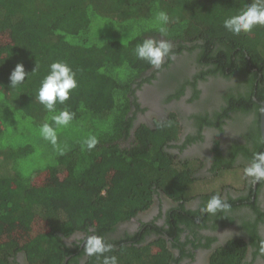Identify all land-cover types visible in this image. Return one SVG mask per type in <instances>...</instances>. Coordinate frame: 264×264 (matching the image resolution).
<instances>
[{"label":"trees","instance_id":"obj_1","mask_svg":"<svg viewBox=\"0 0 264 264\" xmlns=\"http://www.w3.org/2000/svg\"><path fill=\"white\" fill-rule=\"evenodd\" d=\"M229 1L0 0V264H18L15 257L20 252L28 264H64L67 257L66 264L75 263L78 254L84 253L83 247L81 243L69 246L66 237L82 231L85 237L97 234L106 239L118 222L147 209L157 190L177 205L168 210L164 227L155 232L177 239L187 228L188 235L198 238L197 228L205 227L210 216L200 210L219 191L212 189L204 194L197 190L202 195L197 208L184 206L196 193L189 187L197 166L189 167V161H181L169 152V141L180 129L175 113L154 119L152 125L141 123L134 129L132 141L120 146L129 138L137 112L143 110L136 100L135 88L150 82L153 75L146 74L152 66L137 59L134 49L148 36L162 37L157 23L144 27L141 34L133 35L137 37L126 43L117 39L91 42L90 27L98 17L119 23L131 20L129 25L142 19L156 22L155 14L166 11L170 22L168 34L162 38L172 42L174 54L186 51L187 59L192 58L201 68L191 78H177L178 86L166 100L179 97L186 85L193 90L188 101L193 100L199 94L197 81L206 76L227 80L235 77L236 85L242 89L226 88L227 92L222 93L226 105L220 112L214 118L198 115L195 119L199 129L204 125L221 128L231 113L253 114L245 135L251 146L233 144L229 152L232 157L227 159L216 148L213 169L217 170L223 165L230 167L237 155L251 161L254 152L264 151V145L257 143L261 135L259 107L264 99V27L257 26L239 36L228 32L223 27L224 18L251 3L232 0L236 5L230 8ZM256 34L262 37L254 41ZM68 35L80 36V42H72ZM54 60L68 62L77 70L78 80L69 100L63 105L58 103L57 108L67 107L74 112L72 122L91 123L98 129L107 124L111 129L98 130L95 136L99 143L90 151L81 147L86 137L74 141L62 155H56L54 164L41 170L45 182L33 184V175L23 177L13 164L29 154L32 146L7 147L2 138L15 118L18 123L29 117L36 126L48 119L50 113L36 99V91ZM171 61L166 58L163 66ZM17 63H22L30 74L23 85L11 89L9 76ZM36 65L38 70L32 74ZM120 72H129L126 81L121 80ZM119 94L123 103H119ZM198 131L195 137L200 138ZM243 199L249 198L242 196L227 202L232 209ZM218 213L224 220H231L227 213ZM127 238L106 239L115 248L104 255L117 256L119 264H169L172 259L177 262L163 237L145 244L140 243L142 237ZM189 242L187 237L179 243L182 255L183 244ZM246 250L244 240H228L211 253L209 263L243 264ZM187 251L192 255L189 248ZM102 260L103 257L87 256L83 264H102Z\"/></svg>","mask_w":264,"mask_h":264},{"label":"flooded vegetation","instance_id":"obj_2","mask_svg":"<svg viewBox=\"0 0 264 264\" xmlns=\"http://www.w3.org/2000/svg\"><path fill=\"white\" fill-rule=\"evenodd\" d=\"M187 56L186 51H182L180 54L175 53V59L166 67L162 66L159 71L153 67L149 68L150 70L146 74L151 76V73H153L150 82L142 83L139 88H135L134 93L140 109L143 110L137 112L133 119V129L130 130L129 138L121 141L120 146H125L132 141L133 131L138 125L141 123L149 124L148 119L154 117L161 119L160 115L171 108H176L177 114H179L177 117L182 122V128L177 133L176 138L169 141V152L176 153L179 158L192 156L191 158L198 157L202 159L201 165H199L201 162L197 159L189 162L196 163L198 172H205L210 177L216 171L213 169L216 166L215 149L218 148L221 156L225 159L232 157L229 152L233 144L247 143L245 135L249 132L253 114L231 113L230 117L224 118L225 122L221 128L204 125L199 129L196 126V116L207 115V118H214L216 113L220 112L221 108L226 105V101L222 97V93L227 92L226 88L242 89L241 86L236 85L234 76L229 80L206 76V79L197 81L196 86L199 94L193 100L188 101L193 94L192 87L189 85L185 86L179 97L166 100L177 88L179 83L177 78H180V81L185 76L191 78L201 69L192 58L187 59ZM134 109L135 107L132 105L131 110ZM198 130H200V138L195 137L199 135ZM248 145L251 146V144ZM235 162L244 168L251 161L240 154L235 157L233 164ZM221 168H224V165L217 168V170ZM209 190L207 189L203 193L209 194ZM218 193L226 201L242 196H247L249 199H243L241 205L227 212L231 217L230 221L224 220L219 213L216 214V217L209 216L206 226L197 228L198 238H194L193 234L188 235L187 228L178 234L177 239L155 232L156 228L164 227L168 210L177 205V202L169 198L163 191L157 190L153 193L152 201L147 209L137 212L128 220L118 222L113 232L107 235L109 237L106 239L116 238L117 240L127 241L128 235H132L134 239L142 237L140 243L145 244L163 237L172 255L177 259V262L172 259L169 264H210V255L216 248L223 246L228 240L242 239L247 243L243 264H264V256H261L257 251L259 242L264 240V183L253 185L248 179H244L243 183L234 190H227L224 187ZM227 194H230L231 198ZM201 197L202 195L196 192L188 201L184 202V206L196 209ZM249 202L254 203L258 210L254 209ZM84 237L85 232L74 231L65 238V242L69 246L81 243V247H83L82 238ZM187 237L191 242L183 244L184 254L182 255V248H180L179 243L186 241ZM192 242L195 244H192ZM129 243L131 244V241ZM206 243L207 246H205ZM188 248L191 250L192 255L187 251ZM86 257L85 253L78 254L77 262H72V264H83ZM68 258H65L64 264H66ZM15 259L18 264H28L25 255L21 252L16 254Z\"/></svg>","mask_w":264,"mask_h":264},{"label":"clouds","instance_id":"obj_3","mask_svg":"<svg viewBox=\"0 0 264 264\" xmlns=\"http://www.w3.org/2000/svg\"><path fill=\"white\" fill-rule=\"evenodd\" d=\"M157 28L161 36L168 34L167 25L170 22L169 14L160 10L155 14ZM257 26L264 27V0H251L238 12L229 15L223 20V27L235 36L241 33H250ZM174 45L168 39L145 38L138 43L134 49L137 59L146 61L154 69L159 71L165 63V59L174 60ZM38 70V65L32 70L34 74ZM26 73L24 65L17 63L9 76L10 88L16 89L25 83ZM78 87L77 70L66 61L54 60L48 66L47 74L40 82L36 91V99L42 104L45 110L50 113L49 118L39 126V134L53 147L58 146V131L68 127L74 119L75 113L67 107L57 108V104H65L70 98V92ZM50 121V122H49ZM99 139L95 135L87 136L81 143L83 150L90 151L96 147ZM257 143L264 145V133L257 139ZM63 154V150H60ZM242 179H248L251 184L264 183V151L253 153L251 162L243 168ZM231 205L221 198L217 193L212 195L201 208L202 213L216 216L218 212L227 213ZM83 239V251L85 255L96 256L97 259L103 257L102 264H119L115 255H104L114 250L115 245L108 242L102 235L91 234ZM258 252L264 256V240L259 242Z\"/></svg>","mask_w":264,"mask_h":264},{"label":"rangeland","instance_id":"obj_4","mask_svg":"<svg viewBox=\"0 0 264 264\" xmlns=\"http://www.w3.org/2000/svg\"><path fill=\"white\" fill-rule=\"evenodd\" d=\"M230 8H233L236 3L234 1H229ZM131 21V20H130ZM130 21L124 22H114L108 20L106 18H94L93 24L90 27L91 35L89 36L91 42H102L106 39H117L123 43H126L128 40L137 37L133 35H139L142 33L144 27H149L156 25V22L152 20H138L136 24L129 25ZM255 40L257 41L262 36L258 34L254 35ZM153 36H148V38ZM68 38L72 42H80V36H69ZM156 38L157 37H153ZM162 39V37H159ZM119 77L122 81H126L128 78L129 72L119 73ZM119 103L124 102V99L121 98V95H118ZM119 111V109L117 110ZM177 112L176 108H171L169 111L160 115V118H165L170 112ZM118 113V112H116ZM50 116V115H49ZM48 116V118H49ZM156 119L155 117L152 119H148L150 125L153 124V120ZM16 118L13 119L12 127L4 134L2 138V144L7 147L16 148L22 144H30L32 146V151L29 154L21 156L13 161V164L21 171L23 174L22 176L32 177L33 184H42L45 182L46 176L44 172L42 173L41 170L51 166L55 163L56 155L60 152V150H66L74 141L84 139L89 135H96L98 130L106 131L111 129V125L104 124L99 126V129L92 125L91 123L87 124H79L80 122H71V124L66 127L62 128L58 131V146L53 147L48 141H45L39 134V124L38 126L34 125L32 120L29 117H25L24 119H20V122ZM50 122V121H49ZM182 126V124H181ZM124 144L126 142H123ZM189 167H195L193 161L187 163ZM44 174V175H43ZM243 176V168L240 164H233L227 168H221L216 170L210 177H195L194 182L190 185L189 190L196 191V190H203L206 189H214L215 191H220L222 188L226 186L225 182H230V184L234 187H239L242 183ZM228 184V185H230ZM220 187V190H219Z\"/></svg>","mask_w":264,"mask_h":264},{"label":"crops","instance_id":"obj_5","mask_svg":"<svg viewBox=\"0 0 264 264\" xmlns=\"http://www.w3.org/2000/svg\"><path fill=\"white\" fill-rule=\"evenodd\" d=\"M175 113V116H176V119L179 121V125H180V129L182 128V126H181V124H182V122L180 121V118H178L177 117V115H179V114H177L178 112H174ZM179 129V130H180ZM175 155H177L176 153H175ZM192 156H189V157H187V156H185V157H183V158H179V156L177 155V159H180L181 161H184V160H187V161H190V160H195V159H197L198 161H200L201 163L199 164V165H201L202 164V159H200V158H198V157H194V158H191ZM200 167V166H199ZM209 171H211V170H209ZM194 176L195 177H198V178H200V177H206V176H208V174L207 173H205V172H202V173H200V172H198V167L195 169V171H194ZM226 183V188H227V190L228 189H235L236 187H234V186H232L231 184H230V182H225ZM228 184H230V185H228ZM207 190V189H206ZM237 190V189H236ZM227 195H229L228 197H231L230 196V194H227Z\"/></svg>","mask_w":264,"mask_h":264},{"label":"water","instance_id":"obj_6","mask_svg":"<svg viewBox=\"0 0 264 264\" xmlns=\"http://www.w3.org/2000/svg\"><path fill=\"white\" fill-rule=\"evenodd\" d=\"M259 113H260V134L264 133V99L260 102L259 107Z\"/></svg>","mask_w":264,"mask_h":264}]
</instances>
